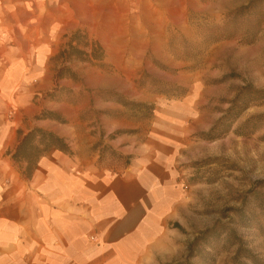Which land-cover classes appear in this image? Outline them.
<instances>
[{"label": "rangeland", "instance_id": "rangeland-1", "mask_svg": "<svg viewBox=\"0 0 264 264\" xmlns=\"http://www.w3.org/2000/svg\"><path fill=\"white\" fill-rule=\"evenodd\" d=\"M58 5L85 20L79 48L105 57L65 63L90 99L73 162L118 174L125 145L155 136L179 149L170 204L131 264H264V0Z\"/></svg>", "mask_w": 264, "mask_h": 264}, {"label": "crops", "instance_id": "crops-1", "mask_svg": "<svg viewBox=\"0 0 264 264\" xmlns=\"http://www.w3.org/2000/svg\"><path fill=\"white\" fill-rule=\"evenodd\" d=\"M67 2L0 0V264H131L171 201L179 149L169 138L125 145L129 163L118 174L52 151L26 176L12 159L20 135L35 128L70 150L89 106L86 79L54 80L62 41L85 24L58 5Z\"/></svg>", "mask_w": 264, "mask_h": 264}, {"label": "trees", "instance_id": "trees-1", "mask_svg": "<svg viewBox=\"0 0 264 264\" xmlns=\"http://www.w3.org/2000/svg\"><path fill=\"white\" fill-rule=\"evenodd\" d=\"M66 44L61 49L59 55L57 56L61 61L62 65L55 72V82L57 83L59 80H62L66 77L74 78V74L72 71L65 66V63L70 62L72 60H80V61H88L93 60L97 62L99 65L103 64L105 59L103 49L98 45L94 44L91 49V54H87L84 50L79 48L80 44H83V47H88L87 37L81 30H76L72 32L69 36H66ZM55 91L57 89L55 88ZM48 116L52 117L54 120L59 121L58 117L54 114H48ZM61 122V121H59ZM59 151L64 154H70L68 145L65 141L56 135L44 131L39 128H35L24 135H20L18 140V145L12 155V159L16 163H25L26 176H30V174L35 170L37 161L40 157L52 152ZM127 162L129 163V157H126ZM241 249L237 251L238 259L247 258L249 260L251 257L249 253L245 251L247 256L240 257Z\"/></svg>", "mask_w": 264, "mask_h": 264}]
</instances>
